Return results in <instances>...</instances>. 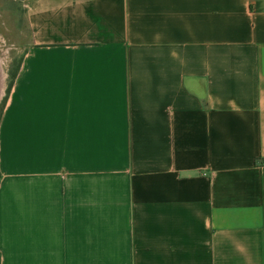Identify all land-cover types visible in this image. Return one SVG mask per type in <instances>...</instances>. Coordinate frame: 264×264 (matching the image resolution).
Returning a JSON list of instances; mask_svg holds the SVG:
<instances>
[{"label":"crops","instance_id":"crops-1","mask_svg":"<svg viewBox=\"0 0 264 264\" xmlns=\"http://www.w3.org/2000/svg\"><path fill=\"white\" fill-rule=\"evenodd\" d=\"M19 7L1 264H264V0Z\"/></svg>","mask_w":264,"mask_h":264},{"label":"rangeland","instance_id":"rangeland-1","mask_svg":"<svg viewBox=\"0 0 264 264\" xmlns=\"http://www.w3.org/2000/svg\"><path fill=\"white\" fill-rule=\"evenodd\" d=\"M10 0H0V12L7 8L4 2ZM18 9L15 15L8 14L1 16L0 20V54L3 56L4 71L6 74L5 92L0 100V109L3 106L4 98L7 94L8 80L11 71L15 70L17 62L23 56V48L27 41V29L24 20L23 8L19 7L20 0H18Z\"/></svg>","mask_w":264,"mask_h":264},{"label":"bare ground","instance_id":"bare-ground-1","mask_svg":"<svg viewBox=\"0 0 264 264\" xmlns=\"http://www.w3.org/2000/svg\"><path fill=\"white\" fill-rule=\"evenodd\" d=\"M3 56L0 54V100L5 92L6 74L4 71Z\"/></svg>","mask_w":264,"mask_h":264},{"label":"trees","instance_id":"trees-1","mask_svg":"<svg viewBox=\"0 0 264 264\" xmlns=\"http://www.w3.org/2000/svg\"><path fill=\"white\" fill-rule=\"evenodd\" d=\"M21 60H22V57H21V59L17 62V65H16V67H15V70H14V71H11V73H10L9 80H8L7 94H6V97L4 98V102H3V104L5 103V101H6V99H7V96H8V93H9L10 90H11V87H12V85H13L14 79H15V77H16V75H17L18 70H19ZM1 110H2V107H1V109H0V113H1ZM0 264H1V256H0Z\"/></svg>","mask_w":264,"mask_h":264}]
</instances>
